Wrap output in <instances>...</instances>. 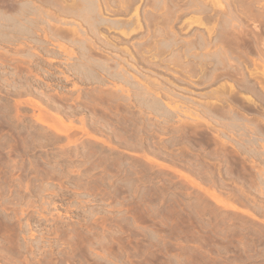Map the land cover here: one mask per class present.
Segmentation results:
<instances>
[{"label":"rangeland","instance_id":"obj_1","mask_svg":"<svg viewBox=\"0 0 264 264\" xmlns=\"http://www.w3.org/2000/svg\"><path fill=\"white\" fill-rule=\"evenodd\" d=\"M99 1L0 7V264H264V0Z\"/></svg>","mask_w":264,"mask_h":264},{"label":"bare ground","instance_id":"obj_2","mask_svg":"<svg viewBox=\"0 0 264 264\" xmlns=\"http://www.w3.org/2000/svg\"><path fill=\"white\" fill-rule=\"evenodd\" d=\"M13 0H2L1 2L2 3H4V5L6 6V3L9 5L8 7H2V6H4L2 3V5L0 6V7H2V8H4V10L2 11L3 12V14H5L6 12L8 13V11H9V7L10 8H13L14 10H15V8L14 7H12L13 5L11 4V3H13L12 2ZM24 1V0H23ZM25 1H27V2H22V3H20L19 5H20V7H21V10L19 11V9L17 10L19 13H17V11H16V13H17V16H19V18H17L18 20H20L19 21V23L17 24V28H18V30H19V32L21 33V34H24V35H28V36H35V34L37 33V31L39 30H37V23H36V21H33L34 19H35V17H34V19H33V17H31L30 18V16L31 15H35V13L38 11L36 8H38L39 6L37 5V7H36V4L33 2V1H35V0H25ZM38 1H41L40 3H42V1L45 3V4H47V5H49L50 7H51V9H54V11L53 10H51V9H49L48 11H47V9H46V7H45V9H43L42 11H44V10H46V11H44L43 12V14L44 13H46V12H48V14L46 13V15H44V16H48L49 17V20H51V19H53L54 21V25H52V26H54V28L56 29H54V31H53V28L51 29L50 27H49V30H51L52 32H54L55 34H57L56 36H61L62 37V35L61 34H63V35H66V37H68L70 34L72 35V38L73 39H75L76 37L78 38H76L75 39V41L77 40H81L82 38H79V37H81V35L79 34V29L80 30H82V28L84 29V27H82L81 26V28H79L78 27V29H76V26H75V28H70L69 29V27H68V29L67 28H65V26L63 27L64 28V30H66L67 32H65V31H63V29L61 28L62 26H60V27H58L57 25H61L60 24V22L61 21H65V18H67L68 16H70V17H76V18H78L79 16V18H82V19H84V16H85V19L87 18L86 17V14L85 13H89L90 14V16H89V14H87L88 16H89V18L90 17H93V15L92 14H95L94 15V17L95 16H98V15H96V13L98 14L99 13V15H101V13H103V12H101L102 10V7H100L101 6V3H100V1L99 0H72V3L70 2V1H68L69 2V4H68V2H66L67 0H37V2ZM18 2V1H17ZM20 2V1H19ZM36 2V1H35ZM98 2L100 3V5L98 4ZM39 3V2H38ZM43 3V4H44ZM71 3V4H70ZM11 4V5H10ZM44 4V5H45ZM17 5V4H16ZM40 5V7H42L43 5H41V4H39ZM40 7L38 8V9H40ZM49 7V8H50ZM2 8H0V9H2ZM19 8V7H18ZM5 9H8L5 13H4V11H5ZM85 9H88V12H85ZM50 10L51 11H53V12H50ZM41 11V9L39 10V12ZM42 11L40 12V13H38L39 15H41L42 14ZM13 13L15 12V11H12ZM12 13V14H13ZM9 14H11V13H9ZM11 14V15H12ZM15 14V13H14ZM13 14V15H14ZM85 14V15H84ZM6 15V14H5ZM11 15H9V16H11ZM24 16V15H30L29 17H26V18H30V19H33V20H26V21H23V22H21L23 19H21V16ZM38 15V16H39ZM63 15H65V16H67V17H65L64 18V16ZM92 15V16H91ZM8 16V17H9ZM15 16V15H14ZM13 16V17H14ZM43 16V17H44ZM62 16H63V19L64 20H62ZM82 16V17H81ZM101 16H103V14L101 15ZM7 17V16H6ZM41 17H42V15H41ZM100 17V16H99ZM0 18H1V14H0ZM11 18V17H10ZM40 18V17H39ZM58 18H60L61 20H59V23H58ZM97 18V17H96ZM95 18V19H96ZM100 18H103V17H100ZM3 19V18H2ZM1 19V20H2ZM9 19V18H8ZM16 19V20H17ZM46 19H48V18H46ZM73 19V18H72ZM105 19L106 18H103V19H98V20H100V24L102 25L103 23H105ZM13 20H15L14 18H13ZM37 20H38V18H37ZM42 20V19H41ZM43 20H45V17L43 18ZM42 20V21H43ZM57 22H56V21ZM108 20V19H107ZM48 21V20H47ZM46 21V22H47ZM52 21V20H51ZM51 21H49L48 22V24L49 25H51ZM69 20H67V22H61L62 24L63 23H67V24H69L70 23V21L68 22ZM0 22H2V21H0ZM6 22V21H5ZM13 22V21H12ZM38 22H39V20H38ZM74 22V21H73ZM2 23H4V22H2ZM1 23V24H2ZM8 23V22H7ZM56 23H58V24H56ZM75 23H77V22H75ZM81 23H82V21H81ZM108 23V22H107ZM112 23V22H111ZM16 24V23H15ZM53 24V23H52ZM3 25V24H2ZM39 25V24H38ZM41 25V24H40ZM45 25V24H44ZM44 25H42V27L44 26ZM77 26H80V25H78L77 24ZM45 27H47V26H45ZM112 27V26H111ZM1 28V27H0ZM13 28V27H12ZM39 28L41 29V27L39 26ZM44 28V27H43ZM42 28V29H43ZM112 28H114V27H112ZM10 29V28H9ZM48 29V28H47ZM14 30V29H13ZM4 31V30H3ZM9 31V30H8ZM40 31V30H39ZM45 31V30H44ZM50 31V32H51ZM83 31V30H82ZM81 31V32H82ZM10 32H13V31H10ZM47 32V31H46ZM49 32V33H50ZM5 33V32H4ZM4 33H2L1 32V34H4ZM8 33V32H7ZM14 34V33H13ZM12 34V35H13ZM17 34V33H16ZM44 34H45V32H44ZM55 34L53 35V37H50V38H54V36H55ZM69 34V35H68ZM47 35H51V34H47ZM2 36V35H1ZM14 36H17V35H14ZM37 36V35H36ZM52 36V35H51ZM3 37V36H2ZM23 37V36H22ZM64 37V36H63ZM6 38V37H5ZM10 38V37H9ZM71 37H70V39H67V40H69V41H71V39H72ZM8 39V38H7ZM30 39V38H29ZM55 39H56V37H55ZM58 39V38H57ZM54 40V39H53ZM59 40H61V38L59 39ZM65 40V39H64ZM80 40L78 41V42H80ZM4 41V40H3ZM58 41V40H57ZM73 42V41H72ZM83 43V42H82ZM43 44H44V42H43ZM62 45V44H61ZM64 46V44L61 46V49H62V47ZM64 48V47H63ZM64 50H66V49H64ZM252 76V75H251ZM262 83V82H261ZM250 99V98H249ZM248 101H252V99L251 100H248ZM253 102V101H252Z\"/></svg>","mask_w":264,"mask_h":264}]
</instances>
